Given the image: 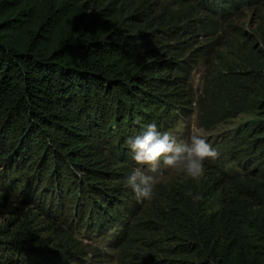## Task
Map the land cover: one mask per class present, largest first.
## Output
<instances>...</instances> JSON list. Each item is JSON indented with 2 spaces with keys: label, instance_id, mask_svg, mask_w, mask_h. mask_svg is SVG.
<instances>
[{
  "label": "rangeland",
  "instance_id": "obj_1",
  "mask_svg": "<svg viewBox=\"0 0 264 264\" xmlns=\"http://www.w3.org/2000/svg\"><path fill=\"white\" fill-rule=\"evenodd\" d=\"M120 1L138 7L134 24L147 14L156 24L152 35L127 41L136 44L133 52L145 51L139 65L153 68L161 93L143 97L134 113L120 105L116 112L105 107L101 115L85 116L95 164L64 156L47 139L50 152L31 148L24 159L13 152L2 157L0 264H142L133 244L126 245L131 225L148 218L161 193L190 179L162 163L151 172L135 162L126 141L149 123L180 142L199 132L217 150L216 159L204 161V175L191 179L214 193L206 198L207 210L220 206L225 184L242 173L240 140L250 116L237 113L217 87L225 71L243 69L251 55L264 60V0ZM28 158H36L31 166ZM138 167L156 178L151 200L137 201L126 186Z\"/></svg>",
  "mask_w": 264,
  "mask_h": 264
},
{
  "label": "trees",
  "instance_id": "obj_2",
  "mask_svg": "<svg viewBox=\"0 0 264 264\" xmlns=\"http://www.w3.org/2000/svg\"><path fill=\"white\" fill-rule=\"evenodd\" d=\"M137 8L120 0H0V160L52 147L95 164L85 116L120 105L134 113L143 97L161 93L153 68L139 65L145 51L133 52L136 44L127 41L156 30L148 14L133 23ZM244 62L217 87L237 113L250 116L240 140L242 173L225 184L212 211L206 198L214 193L191 179L161 193L148 218L129 229L126 245L139 263L264 264V60Z\"/></svg>",
  "mask_w": 264,
  "mask_h": 264
},
{
  "label": "clouds",
  "instance_id": "obj_3",
  "mask_svg": "<svg viewBox=\"0 0 264 264\" xmlns=\"http://www.w3.org/2000/svg\"><path fill=\"white\" fill-rule=\"evenodd\" d=\"M126 143L138 165H148L151 172H157L162 163L194 181L204 175V161L218 156L203 134L194 131L187 142H180L171 131L158 130L155 123L147 124L141 134L128 138ZM125 183L133 190L137 201L153 199L156 178L145 174L141 168L134 169ZM187 195L194 201L202 199L191 191Z\"/></svg>",
  "mask_w": 264,
  "mask_h": 264
}]
</instances>
